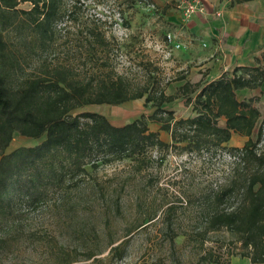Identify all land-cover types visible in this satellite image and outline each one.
I'll return each mask as SVG.
<instances>
[{
  "label": "trees",
  "instance_id": "16d2710c",
  "mask_svg": "<svg viewBox=\"0 0 264 264\" xmlns=\"http://www.w3.org/2000/svg\"><path fill=\"white\" fill-rule=\"evenodd\" d=\"M115 1L123 5L122 12L137 3L154 4L153 0ZM24 3L30 6L21 7ZM83 3L0 0V219L14 212L17 197L22 205H38L53 194L62 197L73 189L80 191V184L94 178L100 166L129 159L141 171L152 164V149L165 150L160 160L176 149L178 153H210L223 148L235 133L246 140L230 150L232 174L227 182L200 196L202 226L188 236L203 245L210 232L226 229L240 243V257L251 264H264V150L259 147L264 135V103L254 97L240 100L236 95L238 89L260 86L263 69L235 66L208 82L185 80L175 93L168 94L167 82L156 77L158 68L144 63L145 80L133 83L110 62L118 42L107 36L104 22L82 19ZM69 32L85 51L79 55L89 61L85 68L49 57L61 35ZM185 77L180 74L175 79ZM179 96L185 97L194 115L176 118L172 109L163 106ZM141 97L144 105L154 108L152 113H142L122 125L98 112L72 113L89 104H121ZM149 121L159 123L171 142L151 130ZM15 131L31 138L44 135V139L7 152ZM100 194L104 196L102 191ZM233 198L234 203L230 202ZM114 209L120 211L118 201ZM165 212L172 217L175 206L167 205ZM155 217L147 212L146 220ZM143 226L141 222L128 227L125 235ZM3 242L0 234V245ZM114 242H109L108 257L121 259L126 241ZM213 255L212 249L204 248L198 251L195 264H214ZM94 256L89 252L85 257L98 261ZM75 259L62 254L58 264H73ZM216 264L223 263L216 260Z\"/></svg>",
  "mask_w": 264,
  "mask_h": 264
},
{
  "label": "rangeland",
  "instance_id": "374dc122",
  "mask_svg": "<svg viewBox=\"0 0 264 264\" xmlns=\"http://www.w3.org/2000/svg\"><path fill=\"white\" fill-rule=\"evenodd\" d=\"M81 2H84L82 19L100 18L107 36L118 42L109 55L116 71L125 73L133 83L139 84L146 78L142 64L149 63L158 68L156 77L162 83L167 82L166 93L176 92L185 79L175 78L185 74V68L176 52L181 49L180 39L176 41L180 47H175L167 38V34L175 37L176 30L162 11V4L137 3L122 12L123 5L115 0ZM29 6L28 3L21 5ZM173 11L177 12L174 7ZM76 44L74 34H62L50 59L57 58L85 68L89 61L79 56L85 55V51ZM163 106L172 109L176 118L194 115L191 105L182 96ZM153 110L144 105V97H141L121 104H89L72 113L98 112L111 123L122 125L142 113L149 115ZM148 126L158 131L162 140L171 142L170 134L161 130L159 123L149 121ZM43 139L44 135L31 138L15 131L6 151L35 145ZM245 140V136L234 133L223 148L214 152L199 154L169 150L161 160L160 155L165 150L152 149L149 153L153 162L141 171L131 160L125 159L100 166L94 178H86L80 184L78 192L73 189L62 197L53 194L38 205H22L17 197L14 212L0 219V234L4 237L0 245V262L58 264L60 256L68 254L77 258L73 264H195L198 251L209 248L214 253L211 258L214 264L216 260L223 264H251L248 258L239 256L240 243L226 229L210 232L203 245L188 236L202 226L200 196L227 182L234 167L230 150L241 147ZM259 147L264 150V135ZM87 169L92 171L89 166ZM116 201L119 212L114 209ZM235 201V198L230 200ZM170 204L175 206L172 217L165 212V207ZM147 212L155 213L151 222L146 220ZM141 222L143 227L125 235L128 227ZM111 239L115 241L113 245L125 239L126 251L121 259L108 257ZM89 252H94L98 261L86 259Z\"/></svg>",
  "mask_w": 264,
  "mask_h": 264
},
{
  "label": "crops",
  "instance_id": "0c3cea01",
  "mask_svg": "<svg viewBox=\"0 0 264 264\" xmlns=\"http://www.w3.org/2000/svg\"><path fill=\"white\" fill-rule=\"evenodd\" d=\"M153 1L163 5L162 11L167 6L163 12L176 30L174 41L180 39L176 52L185 80L208 82L235 66H260L264 71V0H201L203 10L188 21L182 20L181 10L172 2ZM236 95L264 103V76L260 86L238 89Z\"/></svg>",
  "mask_w": 264,
  "mask_h": 264
},
{
  "label": "built area",
  "instance_id": "2783aa9c",
  "mask_svg": "<svg viewBox=\"0 0 264 264\" xmlns=\"http://www.w3.org/2000/svg\"><path fill=\"white\" fill-rule=\"evenodd\" d=\"M181 10L182 20L188 21L194 14L203 10L201 0H168ZM167 38L175 47H180V43L174 41V36L167 34Z\"/></svg>",
  "mask_w": 264,
  "mask_h": 264
}]
</instances>
